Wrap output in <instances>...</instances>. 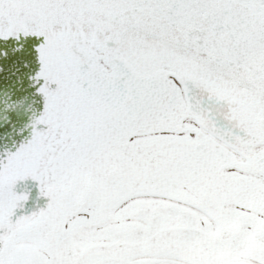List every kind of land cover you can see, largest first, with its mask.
I'll return each instance as SVG.
<instances>
[{"label":"snow or ice","instance_id":"obj_1","mask_svg":"<svg viewBox=\"0 0 264 264\" xmlns=\"http://www.w3.org/2000/svg\"><path fill=\"white\" fill-rule=\"evenodd\" d=\"M0 264H264V0H0Z\"/></svg>","mask_w":264,"mask_h":264}]
</instances>
